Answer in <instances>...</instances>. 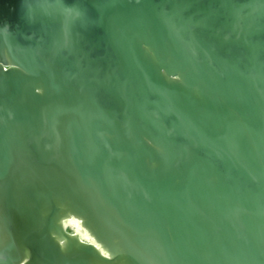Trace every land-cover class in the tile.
<instances>
[{
	"label": "water",
	"instance_id": "water-1",
	"mask_svg": "<svg viewBox=\"0 0 264 264\" xmlns=\"http://www.w3.org/2000/svg\"><path fill=\"white\" fill-rule=\"evenodd\" d=\"M0 264H264V0H0Z\"/></svg>",
	"mask_w": 264,
	"mask_h": 264
},
{
	"label": "bare ground",
	"instance_id": "bare-ground-1",
	"mask_svg": "<svg viewBox=\"0 0 264 264\" xmlns=\"http://www.w3.org/2000/svg\"><path fill=\"white\" fill-rule=\"evenodd\" d=\"M65 228L72 229V231L76 232L81 238H88L86 233L80 228L78 221H70L65 224Z\"/></svg>",
	"mask_w": 264,
	"mask_h": 264
},
{
	"label": "rangeland",
	"instance_id": "rangeland-1",
	"mask_svg": "<svg viewBox=\"0 0 264 264\" xmlns=\"http://www.w3.org/2000/svg\"><path fill=\"white\" fill-rule=\"evenodd\" d=\"M71 230H72V229H70V228L68 229L69 232H70Z\"/></svg>",
	"mask_w": 264,
	"mask_h": 264
}]
</instances>
